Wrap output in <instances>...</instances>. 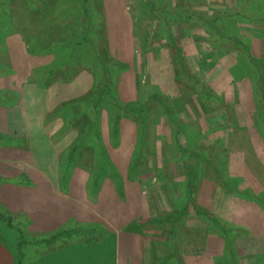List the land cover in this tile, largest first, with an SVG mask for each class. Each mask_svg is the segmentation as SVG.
<instances>
[{
  "label": "rangeland",
  "instance_id": "1",
  "mask_svg": "<svg viewBox=\"0 0 264 264\" xmlns=\"http://www.w3.org/2000/svg\"><path fill=\"white\" fill-rule=\"evenodd\" d=\"M193 1L195 6L190 0H0V165L4 171L0 174V245L8 255L6 263L10 259L13 264H116L110 228L138 235L128 232V227L176 212L186 203V165L191 161L179 146L192 153L205 152L225 182L238 179L236 189L264 193V98L251 73L247 72L253 79L234 77L247 56L264 58V24L246 23L247 18L264 14V0ZM186 11L194 16L188 19ZM237 12L243 18H228ZM229 33L242 39L240 45ZM104 63L112 72H120L117 98L124 108L141 106L157 96L184 127L176 141L174 133L180 130L165 114L159 118L157 105L152 104L147 158L136 182L129 181L128 175L138 149L137 120L131 113L119 119L116 148L110 141L112 112L102 111V101L93 99L103 91ZM61 67L66 74L57 76H67L64 81L48 79L51 70ZM188 76L201 84L208 101L193 94L197 87ZM98 103V110L91 105ZM104 146L123 177V201L108 179L100 180V191L87 190L90 169L86 166L94 164ZM71 150L87 160L70 165ZM95 165L97 172L100 164ZM206 169H196V203L249 233L236 241L238 264H264V209L228 195V187L224 190L216 183L214 169ZM75 171L87 178L84 191L89 207L105 219V226L95 225L91 214H80L79 208L49 190V182L53 188L60 182L59 194L80 196L82 190L63 187L73 182ZM74 182L79 184V178ZM8 205L34 215L17 216ZM190 214L193 218L186 225L194 235L178 247L183 264H228L223 240L215 234L195 233L200 223L192 208ZM33 216L38 220L36 228L53 232L37 231L35 248L28 237ZM79 216L83 221L76 227ZM89 227L90 232L83 234ZM164 229L146 225L145 235H138L144 247L141 264L168 255V246L161 241L168 239ZM72 231V236L63 238ZM151 242L156 243V256ZM46 251L52 253L44 258ZM117 261L138 264L124 246Z\"/></svg>",
  "mask_w": 264,
  "mask_h": 264
},
{
  "label": "trees",
  "instance_id": "2",
  "mask_svg": "<svg viewBox=\"0 0 264 264\" xmlns=\"http://www.w3.org/2000/svg\"><path fill=\"white\" fill-rule=\"evenodd\" d=\"M193 2H194L193 0H190V3L192 4V6H195ZM180 9H182V7ZM185 15L187 16L188 19L194 16V14L191 11H186ZM228 18L235 20L234 18L241 19L243 18V16L241 12H237L236 14L229 16ZM217 20L219 21V19ZM222 20L223 19H220V21ZM256 22L261 25L264 24V14L255 20H252L250 18H247L246 20V23L256 24ZM229 34L233 36L232 41L240 45V43L242 42V39L239 40L238 37H235V34L233 33H229ZM99 47L100 46H98L97 48L102 50V55H104L105 51L103 50V48L101 49V47L100 48ZM247 50L248 49H246V51ZM247 58H248L247 59L248 61L246 62L245 60H242V64L244 65V67L237 68L238 72L236 71L234 72V77H236L237 79H240V78L253 79L252 75L255 76V78L259 82L260 92L262 93L263 98H264V58L256 59V58L251 57L250 55L247 56ZM105 66H106L105 63L101 65L103 70L106 71L105 76L103 78L104 80V83L102 86L103 91L101 90L102 93L99 95L100 98L94 96L93 99L96 98L98 101H102V104H103L102 111H104V109H107L112 112V117L108 118L109 129H110V139H111L110 141L112 144L116 143V145L113 144L114 146H116V148L118 147L117 146L118 144L116 141L119 139V119H121V117H124L125 115L124 113H131L132 119L137 120V121L135 120L134 121L139 124L138 125V128H139L138 149L134 156V160L132 161L130 165L131 167H130V171L128 175L129 181L136 182L139 177L138 176L139 167L144 165L145 160L147 158L146 153H145V148L147 146V139H148V136H147L148 124L147 123L149 121L151 111H154V109L151 110L152 104L157 105V108L155 109V111H157L158 113L157 116L159 118H163V115L165 114L166 117L168 116L169 122L174 123L175 128H178L180 130L179 132L176 131V133H174V137L176 141H178V138L180 136L179 134L180 132H182L181 129H183L184 127L174 119V115L173 113L170 112V110H168L166 102H164L163 99H160L157 96L150 97L148 101L141 106H137V107L133 106V107H129V109H127L128 107L124 108L123 104L117 98L118 88H117L116 82L119 80L120 76L118 75L120 74V72L117 69H116V72H112V70L107 69ZM125 67L126 66H122L120 64V68L125 69ZM122 70L123 69H121L120 71ZM58 72H60V74L61 73L66 74V70H64L63 67H61L59 70H57V72L56 70L55 71L51 70L50 77L48 79H51V81H54V82L56 81V82L61 83L62 81H64V78H67V76L63 78L58 77L57 76ZM179 72H182V70ZM247 72L251 73L252 75H248ZM115 77H116V80H115ZM188 80L192 82L193 87L195 88L197 87V89L194 91L193 94L201 95L203 98H205L206 101H208L206 99L207 96L205 94L207 92L201 89V84H199L194 79L193 76H188ZM91 105L96 106L97 110L98 108L100 109L101 107L100 106L101 103H98V105L96 104H91ZM120 113L123 114V116ZM100 133L101 132L98 129L97 135L100 136ZM104 147L105 148L101 150L102 153L99 154L94 159L93 161L94 164L91 163L93 165L90 166L88 164V166H86V169L87 168L90 169V171H88L90 175V179H89L90 183L88 186L89 189L87 190L90 191L92 189H97V191H100L101 190L100 184L102 183L101 182L99 184L100 180L102 181V180L108 179L113 183L120 200L123 201L124 195H125V186H124L123 177L121 176L116 165L112 161L108 150H105L106 146ZM92 151H91V156H93ZM71 152L73 153L72 154L73 156L72 155L70 156L71 157L70 165L73 164L77 166L79 165L78 163L83 162V160L85 161L87 160L86 157L81 158L80 157L81 154L78 153L77 150H71ZM179 152L181 154H184L185 156L188 155L191 161V162H188L186 165V172H187V178H188L187 186H186V195H187L186 203L183 204V207L179 209L178 211L173 212L168 215L154 216L152 219H150L148 222L144 223L143 225L134 223L132 226L128 227V232H134L138 235L144 236L145 234L142 232V229L146 225H152L153 227H158V228L160 227L166 228L164 229V231L167 230L169 234L168 239L166 240L162 239L161 241L167 244L168 255L164 256L163 258H157V259L155 258V260L150 264H183L181 256L179 255V252H178V247L181 242L191 240L192 236L194 235L193 231L189 229V227L186 225L189 219L193 218L192 215L190 214V209L192 208L195 212V219L198 220V222L200 223V227L197 230H194L195 233L196 232L197 233L200 232V234L204 233V235H206L207 237L209 235L215 234L218 238H220L224 242V248H225V254H226L225 259H227L228 264H238L239 257H238V252H237V248L235 245L236 241L244 234L249 235V233L247 231H244L243 228L239 226L221 221L216 216L212 215V213L209 210L203 209L201 206H199L196 203L195 197H196L197 190H198L197 180H196V173H197L196 169L198 166L200 167L205 166L208 169L212 168V170L214 169L212 173H214L216 175V178L218 179L216 183H218L224 190L227 189L228 187V190L226 191L228 195H232L238 198H242L244 200L254 202L260 207H262L263 209H264V193L253 195L252 193L249 192V190L240 191L236 189L238 186L237 184L239 183L238 179L228 178V183L225 182L224 175H222L219 172V170L215 167V165H213V163L208 159L205 152L192 153L191 150L186 149V148L183 149L180 146H179ZM75 155H76V158L74 159L73 157ZM97 161L99 162L100 165H98L99 170H97L96 172L95 164L98 163ZM103 169L105 170L104 172L105 175L101 179L100 173ZM7 221L9 222V225H10L11 219H7ZM150 247H151V251H153V255L156 256V252H155L156 243L151 242Z\"/></svg>",
  "mask_w": 264,
  "mask_h": 264
},
{
  "label": "crops",
  "instance_id": "3",
  "mask_svg": "<svg viewBox=\"0 0 264 264\" xmlns=\"http://www.w3.org/2000/svg\"><path fill=\"white\" fill-rule=\"evenodd\" d=\"M1 162H4V161H1ZM1 165H0V174L4 173V171H2V166ZM23 167H24V165H23ZM7 172H8V174L12 173L11 177L14 175L13 174L14 172H12V171H7ZM75 172H76V174H75V176L73 178V182H70V183L66 184V186H63V187H65V188L69 187V190H74V189L82 190L81 194H79L80 196H77L76 198H73V197L69 198L66 195H62L61 193L59 194L56 191V189L58 190L60 187H62L61 185H59V184H61L60 182L57 183L56 187H54V188L51 187V185H50V184H54V183L49 182V190L51 189V193L53 195H55V196L57 195L59 198L62 199V201L70 203L72 206H76L77 208H79L80 214H84L85 216H86V214L87 215L91 214V216H93L92 219H95V221L97 222L95 225L98 226V223H100L101 226H105L106 225L105 224V219L100 217L96 213V211L94 212V210H91L90 207H89L90 203H89V200H88V195L84 191V190L87 189L86 188V186H87L86 185L87 178L82 177L83 175L79 177V173L77 171H75ZM15 173L20 174L21 171H19L17 169V171ZM77 178H79V184L74 182ZM56 180L57 181L60 180L59 176L56 177ZM62 185H64V183H62ZM57 186L58 187L60 186V187L58 188ZM104 188H102V190ZM100 196H103V195H100ZM102 199H103V197H101V200ZM92 205H94V204H92ZM8 210L12 214L14 212L17 213V216H19L18 213L19 214L22 213L23 217L27 218V219H28L27 216L30 217V216L34 215V214H31L30 212H27L26 211L27 209H25V208L15 209V208H13L10 205H8ZM70 217H71V215H70ZM80 217L81 216L77 217V220L79 222H77L76 227H79V226L81 227V224H82L81 221H83V220ZM31 218H33V220H31L32 224H31V226L29 228L30 229V233L28 234L29 243H30L29 245L32 246L33 248H35V247H37V244H39V242H37L36 240H37L38 237H40V235H38L37 231H40L39 234L47 233L48 235L53 233V232L50 229L42 230V228H40V227L36 228V226H37L36 222L38 223V220L35 219L36 217H34V216L31 217ZM86 221L88 222L89 220L86 219ZM103 228H105V227H103ZM90 229H91V227H89L85 231V233L83 232V234H88V232H90ZM110 229H111V232H113V234L115 235V250H116L117 260H118V253L121 251L122 247L124 246L125 248H128L130 250V252L135 254V256L137 258V261H138V264H141L143 262V259H144L143 258V256H144V247H143L142 240L140 239V236L134 235V234L118 232V231H116L115 229H112V228H110ZM80 232L82 233V231H80ZM71 234H73V231L71 233H69V234L68 233L64 234L63 238L67 237V236L68 237L72 236ZM67 244H72V243H67ZM51 253H50V251H46V254H45L44 258H46ZM129 255H127V259L129 258ZM7 256L8 255H7L6 251H5V249L3 248V246L0 245V264H13V262H11L10 259H8L9 261H8V263H6L5 259H6ZM117 260H116V264H118ZM45 263L46 264H67V262H63V261H56V262L55 261H51V262L50 261H48V262L46 261Z\"/></svg>",
  "mask_w": 264,
  "mask_h": 264
}]
</instances>
